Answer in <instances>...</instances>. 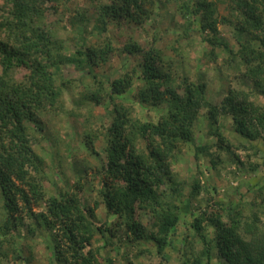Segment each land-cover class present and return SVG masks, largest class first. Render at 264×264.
<instances>
[{
    "label": "trees",
    "instance_id": "1",
    "mask_svg": "<svg viewBox=\"0 0 264 264\" xmlns=\"http://www.w3.org/2000/svg\"><path fill=\"white\" fill-rule=\"evenodd\" d=\"M71 1L0 0V264L9 254L15 262H31L32 246L24 256L17 242L22 228L33 237L49 233V264H133L132 257L142 264V253L164 264L177 252L182 264H218L211 259L213 247L219 264H264L259 203L243 210L241 203L224 207L203 198L205 207L185 220L186 231L180 221L208 187L195 180L187 193L189 182L174 168L182 145L195 147L197 157L231 145L218 123L222 117H230L234 132L248 141L264 138V0H89L87 9L76 7L75 13ZM51 8L61 18L71 14L73 36L60 35L67 26L61 18L49 20ZM112 25L123 41L111 37ZM220 25L231 27L235 45ZM194 30L204 43L196 57L192 43L182 42ZM221 56L223 65L238 71L237 84L214 104L205 74ZM116 57L124 62L113 73ZM74 69L87 74L83 83ZM66 95L79 96L88 112L67 111ZM100 106L105 114L98 120L92 108ZM138 107L159 115L142 119ZM60 115L84 124L77 136L92 154L98 153L97 140L105 143L94 205L78 184L74 192L51 193L43 184L45 158L30 133L41 132L46 117ZM204 128L212 146L196 145ZM238 161L245 164L233 163ZM259 192L264 197V188ZM205 224L213 228L211 239ZM98 235L103 242L95 245ZM173 235H184V243H174ZM127 245L137 248L131 256Z\"/></svg>",
    "mask_w": 264,
    "mask_h": 264
},
{
    "label": "rangeland",
    "instance_id": "2",
    "mask_svg": "<svg viewBox=\"0 0 264 264\" xmlns=\"http://www.w3.org/2000/svg\"><path fill=\"white\" fill-rule=\"evenodd\" d=\"M73 12L75 13L77 8L87 9L89 0H72L71 3ZM62 9H59V11ZM86 11V10H85ZM88 16L90 13L85 12ZM70 13H68L64 18H61L59 13L54 12V8L49 9L48 18L50 21H57L61 18L62 24L66 25L67 28L60 30V35L62 37L73 36L74 30H72V24L70 22ZM126 29V27H125ZM220 30L230 40L231 46L235 45V42L232 41L233 37L231 35V27L220 25ZM167 33H170L166 31ZM165 33V34H167ZM110 35L114 38V41L117 43L121 39H125L122 35L116 32V26H111ZM143 35V33H142ZM191 39L184 38L183 43L191 44L192 43V53L193 57L200 55L202 53L203 41L201 38V33L199 31L191 32ZM138 39H143L140 32L136 34ZM75 40V39H73ZM73 40L70 39L69 42L73 43ZM165 43V42H164ZM194 44V45H193ZM191 47V46H189ZM226 61L221 56L217 60V65L211 63L208 71L205 74L207 80V97L214 103L219 104L223 97L225 96L229 86H235L237 83L234 81L235 77L238 75V71L230 66L227 68L222 63ZM123 58H114L110 65V71L113 73H118L120 66L123 64ZM204 64V61L202 62ZM20 76V75H19ZM73 76L79 78V81H85L87 74L83 71L74 69ZM79 96L66 95V110L72 113H79L86 111L88 108L79 102ZM80 108V109H79ZM82 108V109H81ZM139 117L142 119H152L156 120L159 113L154 110H142L138 107ZM93 115L96 114L98 120H100L104 114L105 110L103 107H93ZM230 117H222L219 119L218 123L221 126L223 133L227 134L232 142L230 146L225 147L222 152L218 151H201L199 156H196L195 147L192 149L188 145H182L181 154L178 155L177 163H175L174 168H176L177 174L187 180L189 183L186 185L187 193L190 190L189 184L195 180L200 182V185L204 188L208 187L207 191H201L197 200H195V208H192L191 211L186 215V219L182 217L180 221V226L188 230L187 222H190L196 214H199V210L205 207L203 203V198L208 199L211 205L215 202H220L224 207L235 206L237 203L242 204L243 210H248L253 207L254 201L259 203L261 210L264 211V204L261 206V202L264 200L260 188H264V138H260L255 141H248L244 137L237 135L233 130V124L231 123ZM45 126L40 132L34 131L31 134V139L35 150L45 158V166L47 168L46 175L43 180L45 189L51 193L54 189L57 191L74 192L75 185L78 184L81 186L83 197L88 203L94 205L98 198V189L101 186V181L103 172L102 165L106 161V154L103 152L104 142L103 140H97L95 142V147L98 153L92 154L85 146L83 142V137L78 138L77 133L81 132L84 129V124L79 121L72 120L70 116H56V117H46ZM203 123V122H202ZM203 125H199L201 129ZM43 135L51 138V141L43 139ZM197 143L196 145H202L203 142L210 143L211 146L214 144L213 136H210L204 128V131H199L196 135ZM243 145L238 147L237 143ZM228 144H225L227 146ZM234 154V155H233ZM217 157V162L214 165L212 163V158ZM238 156V157H236ZM240 159V161L245 162V164L233 163L234 160ZM235 173V174H234ZM79 180V181H78ZM215 186V188H214ZM249 189H254L258 194L254 197L252 194H249ZM264 196V195H263ZM198 201V202H197ZM1 196H0V221L1 213ZM36 211L41 210L40 207H35ZM100 213L105 215V210L103 207L98 209ZM254 211V210H253ZM264 220V215H262ZM115 219V217H112ZM186 220V221H185ZM206 225V224H205ZM206 232L208 238L211 239L214 235L213 228L209 225H206ZM120 235H123L124 238H127L125 231H119ZM51 237L49 233L39 232L35 237L28 234L25 228L20 229L19 237L17 242L23 245L22 254L28 256V247L32 246V252L34 257L31 259L29 264H49L47 260V255L49 250L46 249V244H48ZM174 243H184V235H173L172 236ZM198 239V240H197ZM103 239L98 235L94 241L95 245L102 244ZM196 248H202L199 238H196ZM183 247V246H182ZM128 249H131V254H134L137 250L136 246L132 247L127 245ZM103 252L107 254V250L103 249ZM140 257L141 262L144 264H161L159 263L160 259L158 257H153L148 253H142ZM179 252L169 255L168 261L164 264H182L179 255ZM211 259L214 263L219 264V259L217 257V250L213 247L211 248ZM133 264H138L135 261V258L132 257ZM24 260L15 262L12 258V254L2 262V264H25ZM142 263V264H143ZM124 264H128L126 261Z\"/></svg>",
    "mask_w": 264,
    "mask_h": 264
}]
</instances>
